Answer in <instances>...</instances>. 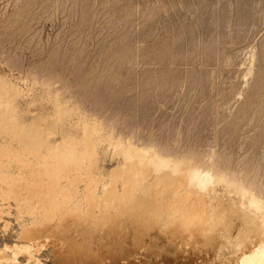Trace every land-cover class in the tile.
I'll return each mask as SVG.
<instances>
[{"label": "rangeland", "instance_id": "rangeland-1", "mask_svg": "<svg viewBox=\"0 0 264 264\" xmlns=\"http://www.w3.org/2000/svg\"><path fill=\"white\" fill-rule=\"evenodd\" d=\"M1 81L23 92L12 93L23 115L13 96L0 109L14 134L16 119L33 122L22 141L54 140L68 124L80 137L82 121L98 119L104 135L259 177L264 194V0H0ZM62 101L77 107L72 116L57 113ZM13 136L0 141L17 148ZM100 141L97 168L106 171L122 156ZM1 202L3 245L29 215L14 198ZM40 254L55 264L50 246Z\"/></svg>", "mask_w": 264, "mask_h": 264}, {"label": "bare ground", "instance_id": "bare-ground-1", "mask_svg": "<svg viewBox=\"0 0 264 264\" xmlns=\"http://www.w3.org/2000/svg\"><path fill=\"white\" fill-rule=\"evenodd\" d=\"M17 86L1 81L0 109L12 93L21 95ZM67 103L54 104V110L58 105L57 113L72 116L77 107L73 112ZM14 108L23 115L16 98ZM1 112L0 131L15 135L12 141L20 145L0 141V200L14 198L29 217L19 216L16 241L0 245V264H47L40 252L48 246L55 264H264V194L257 169L256 182L253 175L222 172L207 160L163 152L155 142L106 136L92 116L93 122L81 120L80 137L68 124L54 140L36 134L22 141L21 130L33 122L16 119L14 134V119L2 121ZM101 139L122 156L106 171L97 168ZM1 201L3 220L9 208Z\"/></svg>", "mask_w": 264, "mask_h": 264}]
</instances>
